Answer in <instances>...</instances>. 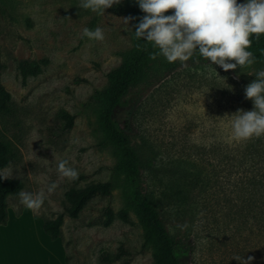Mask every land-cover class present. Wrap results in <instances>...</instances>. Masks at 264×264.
<instances>
[{"label": "rangeland", "instance_id": "374dc122", "mask_svg": "<svg viewBox=\"0 0 264 264\" xmlns=\"http://www.w3.org/2000/svg\"><path fill=\"white\" fill-rule=\"evenodd\" d=\"M79 3L0 0V87L12 98V115L0 118V136L11 140L21 154L20 161L6 169L13 171L11 180L24 185L22 191L44 193L38 212L21 204L19 195L10 196L8 217L35 221L42 236L44 222L63 215L61 240L67 264H155L156 248L145 246L147 227L129 203L126 176L114 172L118 156L104 131L105 105L91 101L108 87L109 73L134 55L139 41L136 23L126 0L103 15L82 9ZM128 17L132 19L125 25L123 18ZM86 27L102 28L104 40L83 37ZM42 60H49V65L23 85L19 64ZM165 63L157 56L153 69L125 97L128 111L135 105L131 145L141 160L155 164L144 173L145 194L156 198L171 236L193 242L187 264H241L249 256L254 257L251 264H264V236L257 223L217 197L210 202V144H233L231 115L254 109L245 88L259 66L225 72L192 67L187 61L167 75ZM127 110L121 108L119 116L127 117ZM66 114L74 117L69 130ZM61 160H67L83 180L63 177L58 172ZM53 183L57 187L49 193ZM101 183L113 185L111 196L92 199L77 219L71 218L70 193ZM108 207L114 213L127 210L132 225L115 219L105 228ZM120 248L130 256L103 262V256L113 257Z\"/></svg>", "mask_w": 264, "mask_h": 264}, {"label": "trees", "instance_id": "16d2710c", "mask_svg": "<svg viewBox=\"0 0 264 264\" xmlns=\"http://www.w3.org/2000/svg\"><path fill=\"white\" fill-rule=\"evenodd\" d=\"M129 12L134 18L136 25L143 17L136 0H126ZM251 47L248 49L255 58L254 64L259 69H264V34L257 40L252 38ZM147 42L139 39L141 48L135 50L134 55L127 60L120 68L112 71L108 75V87L102 92H96L91 98L92 102H99L105 105L103 114V127L110 141L116 148L118 162L114 167L116 174L126 176L128 184L129 203L134 205L140 212L147 227L145 235V246L154 245L155 264H187L194 244L187 239H175L171 236L162 218V214L156 208V198L153 195L145 194L144 173L153 167L154 162H144L138 152L133 148L129 140L130 134L134 133L135 105L129 111L125 103L128 91L141 81L147 71L153 69L152 63L155 59L150 58V53L156 51L149 44L143 48ZM49 60H42L38 64L21 62L18 66L19 74L23 85L29 78L40 76L43 69L49 65ZM183 65L181 62L162 64L168 72L167 75L175 73ZM188 65L192 67H210L211 70L221 71V67L211 65L209 61L194 54ZM256 79L255 75L251 78ZM11 94L3 87H0V118L12 115ZM121 108L127 110V117H120ZM66 119V129L73 127L74 117L64 115ZM233 144L220 141L210 144V202L217 197L219 202L226 206L238 208L237 212L244 215L247 221H255L259 231L264 236V136L254 138L247 142L234 140ZM21 154L14 143L5 136H0V171L11 167L20 161ZM83 180L78 177L76 182ZM197 183L193 185L196 187ZM24 189L20 182L8 179H0V225L8 222V198L18 196ZM113 185L111 183H101L72 191L70 193V204L68 215L77 219L84 206L92 199L100 197H110ZM217 195V196H216ZM222 200V201H220ZM115 219H119L126 224L132 225L127 210L114 213L109 207L104 210L103 226L108 228ZM64 224V216L60 215L55 220L44 222V232L52 240L61 238V228ZM130 254L123 248L113 257L103 256L104 263L119 261ZM126 264H129L127 262Z\"/></svg>", "mask_w": 264, "mask_h": 264}, {"label": "clouds", "instance_id": "9594fccd", "mask_svg": "<svg viewBox=\"0 0 264 264\" xmlns=\"http://www.w3.org/2000/svg\"><path fill=\"white\" fill-rule=\"evenodd\" d=\"M121 0H80L79 7L103 15L105 10ZM140 10L145 13L136 25V39H143L156 51L150 53L151 59L163 56L169 63L184 64L195 53L221 67L225 72L237 67L245 68L254 64L253 53L248 49L252 37L258 40L264 34V0H136ZM172 10V14H167ZM132 18H123L127 25ZM83 37L103 41L104 32L84 28ZM137 45V48H141ZM217 73V72H216ZM218 74V73H217ZM219 75V74H218ZM249 75H252L251 73ZM256 79L245 88V98L253 101L254 109L238 110L231 122L232 134L236 141L247 142L264 136V69L255 73ZM12 170L0 172V179L12 178ZM58 172L69 180L78 177V172L68 166L67 160L58 164ZM57 185L51 184L47 191L53 192ZM21 204L33 212H38L44 203V193L35 196L21 191ZM186 227V225L184 226ZM241 261L240 257H234ZM254 257L249 256L241 264H251Z\"/></svg>", "mask_w": 264, "mask_h": 264}, {"label": "crops", "instance_id": "0c3cea01", "mask_svg": "<svg viewBox=\"0 0 264 264\" xmlns=\"http://www.w3.org/2000/svg\"><path fill=\"white\" fill-rule=\"evenodd\" d=\"M35 221L21 219L0 225V264H67L61 238L40 236ZM60 241L58 246L55 243Z\"/></svg>", "mask_w": 264, "mask_h": 264}]
</instances>
